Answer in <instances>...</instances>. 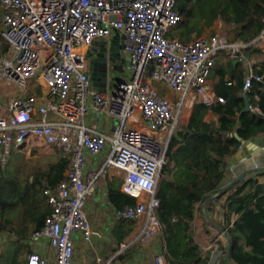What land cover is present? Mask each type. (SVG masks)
<instances>
[{
  "label": "built area",
  "instance_id": "2783aa9c",
  "mask_svg": "<svg viewBox=\"0 0 264 264\" xmlns=\"http://www.w3.org/2000/svg\"><path fill=\"white\" fill-rule=\"evenodd\" d=\"M0 11L1 35L9 46V54L0 57V82L22 93L35 81L43 87L41 94L0 101V162L9 163L13 144L25 148L33 139L71 157L66 178L55 190H44L51 214L32 238L54 254L33 251L28 264H74L75 235L90 241L94 234L87 201L108 172L121 177V191L136 200L116 216L142 221L139 239L149 244L161 231L157 193L186 101L225 103L210 82L218 57L225 52L245 62L250 47L264 46V30L249 44L219 34L189 43L171 39L168 34L182 21L177 0H0ZM115 36L130 66L120 73L110 63L107 87L99 91L89 78L87 56L94 42ZM263 80L251 72L244 91ZM154 82L178 100L162 96ZM93 113L112 120V130H95ZM100 155L102 168L87 177L88 157ZM154 264H168L163 251L154 254ZM209 264H218V257Z\"/></svg>",
  "mask_w": 264,
  "mask_h": 264
},
{
  "label": "trees",
  "instance_id": "16d2710c",
  "mask_svg": "<svg viewBox=\"0 0 264 264\" xmlns=\"http://www.w3.org/2000/svg\"><path fill=\"white\" fill-rule=\"evenodd\" d=\"M177 11L182 21L171 32L179 33L177 40L184 43L213 31L217 23L235 29L236 39L245 44L264 30V0H177ZM3 40L0 34V57L9 50ZM225 69L230 76L222 75L217 92L225 103L212 107L195 103L190 121L174 132L169 145V163L162 170L156 210L168 264H209V258L201 257L194 221L204 204L220 202L225 196L223 221L215 225L229 240L228 258L235 264H264V184L250 179L223 193L220 188L228 159L242 145L235 133L244 141L264 137V80L254 81L248 91L253 109L243 112L247 70L243 62L233 59ZM254 73L264 77V64ZM209 110L218 115L216 125L206 120ZM48 147L54 153L45 157L42 166H30L23 154L18 164L11 157L8 167L0 162V241H9L0 247V264H28L33 235L51 214L44 190L47 186L55 190L66 178L71 157L60 148ZM109 198L116 210L136 204L120 187H110ZM233 214L237 215L234 222ZM121 222V228L129 233L137 225L133 220Z\"/></svg>",
  "mask_w": 264,
  "mask_h": 264
},
{
  "label": "crops",
  "instance_id": "0c3cea01",
  "mask_svg": "<svg viewBox=\"0 0 264 264\" xmlns=\"http://www.w3.org/2000/svg\"><path fill=\"white\" fill-rule=\"evenodd\" d=\"M231 32L234 34V36L231 37L235 39V41H238L235 35L237 32L233 30H231ZM230 41L233 42L232 40ZM256 49L263 52L258 53ZM230 61V56L223 52L218 57L217 63L212 70L210 82L216 94L221 89L219 83L222 75L225 74L226 77L230 76L227 73V69H225ZM243 63L247 70V75L254 72L255 69H260L264 64V46L250 47L249 50H247L246 60ZM234 83L236 82L234 81ZM19 96H21V93L17 96L12 93H7L6 89L3 88V94L0 93V101L6 105L10 100ZM256 101L257 98L255 99V102ZM206 120L216 125L218 123V115L212 110H209L206 115ZM90 124L95 130L107 133L113 128L112 120L104 116L100 117L98 114L95 115L94 113L93 117L90 119ZM33 141H37L44 145L39 139H33L25 148L22 146L17 149L21 151L29 149ZM230 160L231 158L228 159V163ZM103 162V155L97 157L89 156L85 169L87 177L88 174L100 170L103 166ZM250 179H258L261 184H264V171L249 175L239 186L245 185ZM121 186L122 178L112 172H108L106 176L100 177L96 191L89 197L86 205V213L93 227L94 234L90 241H85L80 234L75 235L74 264H97L99 261L104 264H154V254L160 251L164 252L165 243L161 231L149 244H144L139 239L142 227L137 226L134 231L130 233L128 229L121 228L122 219L116 216V209L111 204L109 198L110 187L121 188ZM225 197L220 202H215V200H213V204L206 203L202 206L194 221V236L200 244L202 258H209V261L212 262L214 257L217 256L218 264H235L228 258L229 252L227 251V241L224 237V232L215 225V223H222L223 221L221 204ZM214 203H216V206H214ZM236 219L237 215L233 214L232 222ZM123 244H126V247L122 248ZM145 250L148 252L146 253ZM32 251L46 255L54 254V251L48 247L46 243H32Z\"/></svg>",
  "mask_w": 264,
  "mask_h": 264
},
{
  "label": "water",
  "instance_id": "95a60500",
  "mask_svg": "<svg viewBox=\"0 0 264 264\" xmlns=\"http://www.w3.org/2000/svg\"><path fill=\"white\" fill-rule=\"evenodd\" d=\"M121 50L118 36L113 37L111 41H96L91 46L87 56L90 62L88 75L95 89L105 91L110 63L114 65L113 70L120 73L130 66V58L123 55ZM117 62L122 64L118 65ZM243 97L245 99L243 112H251L253 107L248 98V91L244 92ZM235 137L242 142V145L231 157L225 169V177L220 185L221 193L238 186L249 175L264 171V137L257 136L248 141L242 140L237 133ZM224 237L229 252V240L225 234Z\"/></svg>",
  "mask_w": 264,
  "mask_h": 264
},
{
  "label": "rangeland",
  "instance_id": "374dc122",
  "mask_svg": "<svg viewBox=\"0 0 264 264\" xmlns=\"http://www.w3.org/2000/svg\"><path fill=\"white\" fill-rule=\"evenodd\" d=\"M0 16H1V11H0ZM219 24L220 23L216 24L217 26L215 25L216 28L214 27V29H212L213 31H211V30L207 31V33L205 35H211L214 32V34H219L220 36L226 37L229 41L230 40L235 41V39H233L231 37V36H234V34H232L231 30H233V31H236V30L233 28L226 27L225 25L219 26ZM0 30H1V21H0ZM168 37L171 39H179L180 35H179V33L175 32V30H174L168 35ZM6 53L9 54V52H6ZM154 86L158 89V91L160 92V94L162 96L170 99L171 101H177L178 100V98H179L178 95L174 94L172 91H170L168 88H166L161 82H154ZM3 88L6 89L7 93H10V94L12 93V94H15L17 96L19 95V93H21V97H25V96H29V95H33V94H41L43 92V87H40L36 81L31 83V85H30V87L26 93L20 92V89L16 85L0 82V93H2V94H3ZM195 103H197V101H194L193 99H189V101H186V104H185V106L181 112V117L179 119V122L177 123V125L175 127V132L178 131L181 128V126L188 124ZM57 152H60V151H57ZM51 153H54V150L52 148H50L46 145L40 144L37 141H33L31 143L30 148L23 150V153H21L17 149L16 145L13 144V146L11 148L10 157L12 158V161L14 162V164L15 163L18 164L19 161H21V155L23 154L24 160L29 161L28 164L30 166H34V164H36L37 166H42L41 164L44 162L45 157ZM39 161L41 163H39ZM10 162L5 167H8ZM106 175H104V176H106ZM138 222H137L136 227L137 226L142 227L143 223L140 221H138ZM8 242L9 241L4 242V240L0 241V247L2 245L4 246Z\"/></svg>",
  "mask_w": 264,
  "mask_h": 264
},
{
  "label": "flooded vegetation",
  "instance_id": "af4514ba",
  "mask_svg": "<svg viewBox=\"0 0 264 264\" xmlns=\"http://www.w3.org/2000/svg\"><path fill=\"white\" fill-rule=\"evenodd\" d=\"M90 63V62H89Z\"/></svg>",
  "mask_w": 264,
  "mask_h": 264
}]
</instances>
